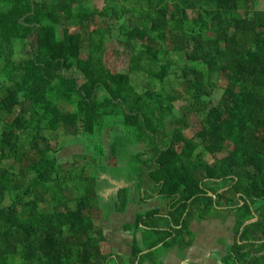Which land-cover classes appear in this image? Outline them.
I'll use <instances>...</instances> for the list:
<instances>
[{
    "label": "trees",
    "instance_id": "1",
    "mask_svg": "<svg viewBox=\"0 0 264 264\" xmlns=\"http://www.w3.org/2000/svg\"><path fill=\"white\" fill-rule=\"evenodd\" d=\"M99 1L102 10L78 0H0V264L110 262L91 180L80 198L65 184L77 166L59 165L52 142L61 130L78 138L121 129L122 141L154 154L149 178L174 202L175 224L237 211L243 239L264 240V0ZM116 28L131 55L127 73L105 63ZM17 48L26 57L16 59ZM171 82L180 89H166ZM182 99L204 117L193 139L187 116L175 115Z\"/></svg>",
    "mask_w": 264,
    "mask_h": 264
},
{
    "label": "crops",
    "instance_id": "2",
    "mask_svg": "<svg viewBox=\"0 0 264 264\" xmlns=\"http://www.w3.org/2000/svg\"><path fill=\"white\" fill-rule=\"evenodd\" d=\"M114 133L118 136L114 137ZM101 136L106 158H100L98 164L103 171L95 181L86 184L93 197L94 221L103 239L102 250L110 257L109 264H133L134 250L140 251L135 264H264V240L253 233L250 239H243L244 229L239 231L237 211L232 214L220 211L208 220L175 224L170 217L174 202L161 194L159 186L149 178L154 154L148 146L130 145L131 157L125 158L126 154L119 156L118 150L115 155L111 153L116 139L123 136L122 131L106 129ZM69 148H79L81 154L72 155L61 165L65 172L73 169V165L86 166L87 171L89 156L84 146L73 144L60 153ZM79 159L85 162L77 165ZM134 162H139L138 168L134 169ZM150 215L155 218L146 220ZM143 218L144 224H139ZM160 239L162 242L155 246ZM238 246L246 247L247 257L236 256Z\"/></svg>",
    "mask_w": 264,
    "mask_h": 264
},
{
    "label": "rangeland",
    "instance_id": "3",
    "mask_svg": "<svg viewBox=\"0 0 264 264\" xmlns=\"http://www.w3.org/2000/svg\"><path fill=\"white\" fill-rule=\"evenodd\" d=\"M78 1H79V3H82L84 5L86 4V6H88V7L97 8V9H101V10L106 6L105 1H99V2H94V3H93V0H78ZM124 1L125 0H121V2H124ZM134 1H136V0H131V2H134ZM129 2L127 3V6L131 5V4H129ZM258 8L264 10V4L259 5ZM121 39H122L121 30L116 28L114 30L113 35H112V40H110L108 42L107 53L105 56L106 65L110 69H112L115 73H127L130 69L131 55H130V52L125 49V46L122 43ZM24 57H26V52L17 48L16 59L20 60ZM82 57L83 58L87 57V49H85L83 51ZM138 81H139V84H142L141 79ZM144 88H148V86L145 87V83H144L143 87L141 88V90H143ZM157 88L161 89V86H159ZM157 88H156V90H158ZM165 88L168 90H169V88L176 89V90L180 89L179 85L174 84V82H171V85L165 86ZM221 95L222 94H221L220 90H218L215 93V96L213 98L215 105H217L219 103ZM175 107H176L175 115L177 118H182L184 116H187V123L189 124L190 129L185 131V135L187 138L193 139L199 132H201L203 130L202 121L204 120V117L202 118L200 115L192 112V109H191L192 101L191 100L182 99V100L178 101L177 104H175ZM19 113H20V110H17L16 114L18 115ZM20 114L21 115L18 118L16 125H19L22 122L23 112ZM111 124H112V122H111ZM166 125H167V131L169 133L174 131V129L176 128V126L174 125V119L167 120ZM109 129L112 130L113 128H109ZM115 129L117 130L119 128H115ZM119 130L121 131V129H119ZM107 134L110 136L111 132L109 133V131H108ZM67 135L68 134L65 133V131H63V130L59 131V133L57 135V140L55 142H52L53 147L54 148L59 147V149H63V148L68 147L70 145H73V144L79 145L81 143L85 148L86 156H89L88 157L89 162L87 164L88 165L87 171H86V166L79 167V168H76L74 170L73 174H67L68 177L65 178V179H67V181H65V184L70 186V188H71V190H72V192L76 198L77 197L80 198L84 195V191H85L84 187L82 189L80 188V186L83 184V182H85L86 179L87 180L90 179L91 181H95V179H97L99 177V174L103 171L102 168H100V166L98 164V161L100 159L99 151L103 148L101 145V141L103 140V138H102L101 134L98 132H96V134L93 136H82V137H78V138H76L74 136L72 139H70L69 137H65ZM115 135H117V134L114 133L113 136L115 137ZM114 137H113V139H114ZM107 139H109L108 136H107ZM106 142H108V140ZM114 146L117 147L119 154H120L119 156H121L122 153H124V154H126L125 158L131 157L130 145L128 144V142L126 140H124V138H123V141L121 140V138H117ZM79 152H81L79 148L78 149L69 148V150L67 149L63 153H60V155H58V157L60 158V159H58L59 165L61 166L64 162H68L69 161L68 159H70V157L72 155L75 156L77 154H81ZM226 155H228V152L221 154L220 157L222 158V157H225ZM134 159L136 161V160H138V157H135ZM207 159L210 163H213L215 161V159L211 156H209ZM84 160L85 159H83V160L79 159L77 161V165H82L85 162ZM133 166H134V169L138 168L139 162H134ZM105 168L107 169L106 166H105ZM82 186H84V185H82Z\"/></svg>",
    "mask_w": 264,
    "mask_h": 264
},
{
    "label": "water",
    "instance_id": "4",
    "mask_svg": "<svg viewBox=\"0 0 264 264\" xmlns=\"http://www.w3.org/2000/svg\"><path fill=\"white\" fill-rule=\"evenodd\" d=\"M211 195H213V194H211Z\"/></svg>",
    "mask_w": 264,
    "mask_h": 264
}]
</instances>
